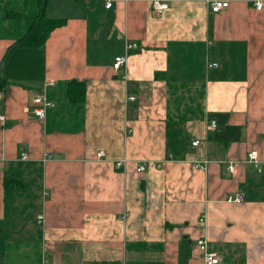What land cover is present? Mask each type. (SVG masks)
Instances as JSON below:
<instances>
[{"label": "crops", "instance_id": "1", "mask_svg": "<svg viewBox=\"0 0 264 264\" xmlns=\"http://www.w3.org/2000/svg\"><path fill=\"white\" fill-rule=\"evenodd\" d=\"M225 1L0 0V264H264V9Z\"/></svg>", "mask_w": 264, "mask_h": 264}, {"label": "built area", "instance_id": "2", "mask_svg": "<svg viewBox=\"0 0 264 264\" xmlns=\"http://www.w3.org/2000/svg\"><path fill=\"white\" fill-rule=\"evenodd\" d=\"M170 1H178V0H152V8L155 11V13L157 14H161L162 12H164L165 10H167L169 8V3ZM209 6L212 12H220L226 8L229 7V2L225 1V0H205ZM105 2V7L107 9L112 8L113 6V0H104ZM249 3L256 9V10H263L264 9V0H249ZM137 44L136 43H126V50L129 49H133L136 48ZM128 61V57L126 54L123 55H119L115 57L114 60V64H113V68L115 71L119 70L123 65H125ZM218 64L213 62L211 64H209V66L211 67H215ZM53 84V83H51ZM129 100H134L135 97H129ZM34 104L36 106L35 108V113L38 116V118L40 120H44L46 117V108L52 106V104L50 102H48L45 98V96L42 95H38L35 99H34ZM0 120L4 121L5 117L3 115H0ZM211 127L212 128H216V121L215 120H211ZM200 143V140H194L192 142L193 145L197 146ZM103 157V153L102 152H98L97 153V158L101 159ZM28 156L26 154L22 155V159H27ZM51 159V155L50 154H46V158L44 160H48ZM127 160H121L116 162V166L117 167H121L122 165L126 164ZM247 163L252 164L254 167L258 168V170H260V159H259V154L257 150H250L247 153ZM208 164V161H204V164L202 166V164L195 162L194 166L196 168H203ZM147 167V163H141L138 168L137 171L138 172H142L145 171ZM206 168V167H205ZM228 169L231 173H233L235 171V166L234 164H230L228 166ZM242 196L237 195L235 197H230L229 201L230 202H234V203H241L242 202ZM204 217V216H203ZM202 217V219L200 220V222H204V218ZM38 220L40 222H42L44 220V216L41 215L38 217ZM197 247L199 248V250L202 252L203 254V262L204 264H218L219 262V258L216 252L210 251L208 249V245H207V240L205 237H200L197 240Z\"/></svg>", "mask_w": 264, "mask_h": 264}, {"label": "trees", "instance_id": "3", "mask_svg": "<svg viewBox=\"0 0 264 264\" xmlns=\"http://www.w3.org/2000/svg\"><path fill=\"white\" fill-rule=\"evenodd\" d=\"M61 20H54L48 19L41 14L38 16L32 27L27 32L25 36L17 41L19 46H26V47H41L43 46L44 42L46 41L50 31L59 25ZM85 96V88L84 84L77 81L72 80L69 83V97L71 101H81L84 99Z\"/></svg>", "mask_w": 264, "mask_h": 264}]
</instances>
